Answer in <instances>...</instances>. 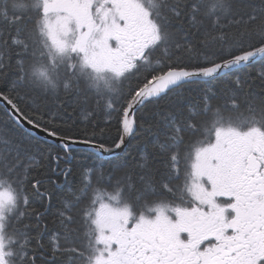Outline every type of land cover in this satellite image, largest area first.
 I'll list each match as a JSON object with an SVG mask.
<instances>
[{"label":"snow or ice","instance_id":"1","mask_svg":"<svg viewBox=\"0 0 264 264\" xmlns=\"http://www.w3.org/2000/svg\"><path fill=\"white\" fill-rule=\"evenodd\" d=\"M258 60L264 0H0V264H264Z\"/></svg>","mask_w":264,"mask_h":264},{"label":"trees","instance_id":"2","mask_svg":"<svg viewBox=\"0 0 264 264\" xmlns=\"http://www.w3.org/2000/svg\"><path fill=\"white\" fill-rule=\"evenodd\" d=\"M264 68V60L255 63L252 65V67L250 68H242L238 71L235 72H231L223 77H221V80L227 81V80H231L233 79L236 75H246L248 73H255L257 71H259L260 69ZM5 125H7L9 128H14L16 127L15 125H13L11 123V121L8 120V118L5 116V107H3L2 105H0V128H3ZM85 123L81 122V121H77L76 126L73 128V132L71 133L72 135H74L76 137V139H80V140H84V136L82 135V129L85 127ZM21 131H23L26 134L27 133L25 130H23L22 128H20ZM60 131H66V129H59ZM106 131L108 132V135L110 138H115L118 135L117 132V127L115 123H112L111 126H106ZM31 135V134H29ZM32 136V135H31ZM35 139L39 140L38 138L35 137ZM140 139L139 136L135 137V138H131L128 145L129 147H134L137 146V141ZM48 145H51L52 149L55 151H60V148L58 146L52 145L50 143H47ZM127 151V149L125 150ZM71 154L72 156H74L76 158L77 161L82 160L87 158L88 162H92L96 159V154L88 151V150H84V149H74L71 150ZM136 153L134 152L133 155H135ZM119 155H124V153L122 152ZM111 159V157L109 158ZM77 181L79 180V177L75 178Z\"/></svg>","mask_w":264,"mask_h":264},{"label":"water","instance_id":"3","mask_svg":"<svg viewBox=\"0 0 264 264\" xmlns=\"http://www.w3.org/2000/svg\"><path fill=\"white\" fill-rule=\"evenodd\" d=\"M258 61H259V60H258ZM256 62H257V61H256ZM256 62H255V63H256ZM242 68H243V67H242ZM240 69H241V68H240ZM238 70H239V69H238ZM234 71H237V70L234 69V70H232V71H230V72H228V73H231V72H234ZM228 73H227V74H228ZM224 75H226V74L222 73V74H221V77L224 76ZM0 105H2L3 107H5L4 103H2V102H0ZM21 128H22L23 130H25L27 133L33 135V136L36 137V138H40V139H43V140H46V141H50V142H53V143L58 144V145H59V143H60L57 139L48 137L47 134L44 133L42 130H40V129H35V128H33L32 126L27 125L26 123H24V124L21 126ZM130 139H131V138H130ZM130 139L127 141V143H129ZM76 140H77V142H75V143H70V148H71V150H74V149H84V150H88V151H91V152L97 154V149H96V148H94L93 146H90V145H88V144H86V143H83V142H82L83 140H80V139H76ZM121 153H122V152L118 153V155L121 154ZM107 158H110V157H107Z\"/></svg>","mask_w":264,"mask_h":264},{"label":"bare ground","instance_id":"4","mask_svg":"<svg viewBox=\"0 0 264 264\" xmlns=\"http://www.w3.org/2000/svg\"><path fill=\"white\" fill-rule=\"evenodd\" d=\"M260 61H262V60H259V61H257L256 63H258V62H260ZM243 68H245V67H243ZM242 69V68H241ZM240 70V69H239ZM238 71V70H237ZM235 72V71H234ZM229 74V73H228ZM227 75V74H226ZM225 76V75H224ZM223 77V76H222ZM33 136V135H32ZM39 140H43V139H40V138H38ZM47 143H50V144H52V145H55V146H58L59 147V145L58 144H55V143H53V142H50V141H47ZM91 152V151H90ZM93 153V152H92ZM95 154V153H94Z\"/></svg>","mask_w":264,"mask_h":264}]
</instances>
